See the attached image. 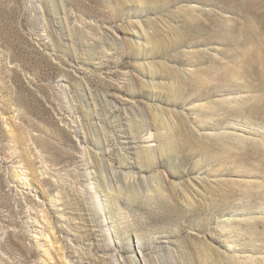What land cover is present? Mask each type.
<instances>
[{"label":"rangeland","instance_id":"obj_1","mask_svg":"<svg viewBox=\"0 0 264 264\" xmlns=\"http://www.w3.org/2000/svg\"><path fill=\"white\" fill-rule=\"evenodd\" d=\"M0 264H264V0H0Z\"/></svg>","mask_w":264,"mask_h":264}]
</instances>
